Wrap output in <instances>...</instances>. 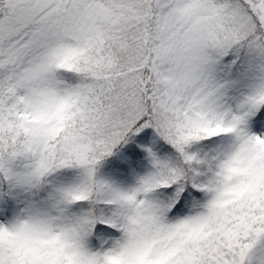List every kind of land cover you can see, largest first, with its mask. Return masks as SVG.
<instances>
[{
  "label": "snow or ice",
  "instance_id": "1",
  "mask_svg": "<svg viewBox=\"0 0 264 264\" xmlns=\"http://www.w3.org/2000/svg\"><path fill=\"white\" fill-rule=\"evenodd\" d=\"M0 264H264V0H0Z\"/></svg>",
  "mask_w": 264,
  "mask_h": 264
}]
</instances>
